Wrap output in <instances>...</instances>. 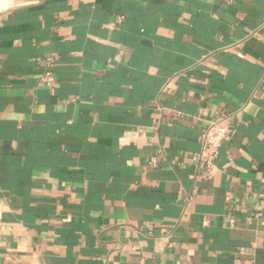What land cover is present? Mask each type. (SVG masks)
<instances>
[{"label":"crops","instance_id":"crops-1","mask_svg":"<svg viewBox=\"0 0 264 264\" xmlns=\"http://www.w3.org/2000/svg\"><path fill=\"white\" fill-rule=\"evenodd\" d=\"M13 2L0 264H264V0Z\"/></svg>","mask_w":264,"mask_h":264},{"label":"built area","instance_id":"built-area-1","mask_svg":"<svg viewBox=\"0 0 264 264\" xmlns=\"http://www.w3.org/2000/svg\"><path fill=\"white\" fill-rule=\"evenodd\" d=\"M227 138V117L211 122L203 130L200 159L207 158L210 164V159L217 155L219 147Z\"/></svg>","mask_w":264,"mask_h":264},{"label":"water","instance_id":"water-1","mask_svg":"<svg viewBox=\"0 0 264 264\" xmlns=\"http://www.w3.org/2000/svg\"><path fill=\"white\" fill-rule=\"evenodd\" d=\"M13 1H15V0H9V4L6 7L0 8V17L2 15L9 13V12H12V11H15L17 9H21L25 6H28V4H17V3L15 4Z\"/></svg>","mask_w":264,"mask_h":264},{"label":"bare ground","instance_id":"bare-ground-1","mask_svg":"<svg viewBox=\"0 0 264 264\" xmlns=\"http://www.w3.org/2000/svg\"><path fill=\"white\" fill-rule=\"evenodd\" d=\"M9 4V0H0V8H4Z\"/></svg>","mask_w":264,"mask_h":264}]
</instances>
